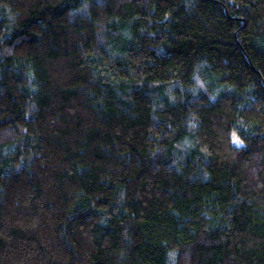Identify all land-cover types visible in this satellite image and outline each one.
Returning <instances> with one entry per match:
<instances>
[{
	"label": "trees",
	"instance_id": "trees-1",
	"mask_svg": "<svg viewBox=\"0 0 264 264\" xmlns=\"http://www.w3.org/2000/svg\"><path fill=\"white\" fill-rule=\"evenodd\" d=\"M0 264H264V0H0Z\"/></svg>",
	"mask_w": 264,
	"mask_h": 264
},
{
	"label": "rangeland",
	"instance_id": "rangeland-1",
	"mask_svg": "<svg viewBox=\"0 0 264 264\" xmlns=\"http://www.w3.org/2000/svg\"><path fill=\"white\" fill-rule=\"evenodd\" d=\"M232 141L234 144H240L241 143L239 138L236 135H233Z\"/></svg>",
	"mask_w": 264,
	"mask_h": 264
}]
</instances>
